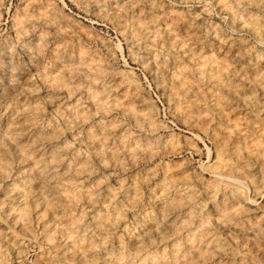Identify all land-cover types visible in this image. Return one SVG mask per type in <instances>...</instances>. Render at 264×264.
<instances>
[{
	"label": "rangeland",
	"instance_id": "rangeland-1",
	"mask_svg": "<svg viewBox=\"0 0 264 264\" xmlns=\"http://www.w3.org/2000/svg\"><path fill=\"white\" fill-rule=\"evenodd\" d=\"M263 206L264 0H0V264H264Z\"/></svg>",
	"mask_w": 264,
	"mask_h": 264
},
{
	"label": "bare ground",
	"instance_id": "bare-ground-1",
	"mask_svg": "<svg viewBox=\"0 0 264 264\" xmlns=\"http://www.w3.org/2000/svg\"><path fill=\"white\" fill-rule=\"evenodd\" d=\"M216 176H217V175H216ZM218 176H219V179H220V176H221V175H218ZM222 177H224V176H222ZM217 178H218V177H217ZM221 179H223V178H221ZM224 179H225V177H224ZM226 179H227V178H226ZM228 179H229V178H228ZM228 179H227V181H228ZM230 180H231V179H230ZM233 180H234V179H233ZM233 180H232V181H233ZM221 181H222V183L224 182V180H221ZM227 181H225V182H226V184L229 185L230 187L227 188V187H228V186H227V187H225V188H227V190L229 189V192H230L232 195H235L234 200L237 202V200H236V193H237V194L239 193V192H238L239 189L237 190V188H238L239 186L237 185V186H236L237 188H235V187H234V183L232 184L233 186H231V184H228ZM235 181L239 182L238 180H235ZM235 181H234V182H235ZM217 182H218V181H217ZM219 182H220V181H219ZM222 183H220V184H222ZM239 183H240V185H242L241 182H239ZM218 184H219V183H218ZM218 184H217V185H218ZM224 184H225V183L222 184V186H223L222 188H224ZM226 184H225V186H226ZM237 184H238V183H237ZM215 185H216V184H215ZM215 185H214V186H215ZM235 185H236V184H235ZM218 186H219V185H218ZM220 187H221V185H220ZM216 188H217V187H216ZM218 188H219V187H218ZM216 190H217V189H216ZM224 191H226V190H223V189H222V192H224ZM242 191H243V189L241 190V194H239V195H242V194L244 193V192L242 193ZM217 192H218V191H217ZM224 193H226V192H224ZM224 193H223V194H224ZM231 194H230V195H231ZM225 195H226V194H225ZM239 195H237V198H239ZM243 195H244V194H243ZM225 197H226V196H225ZM227 197H228V195H227ZM243 197L245 198V196H243ZM231 198H232V197H231ZM240 199H241V197H240ZM242 199H243V198H242ZM246 199H248V198H246ZM246 199H245V201H246ZM228 200H229V199H228ZM234 200H233V201H234ZM238 201H239V200H238ZM240 202H241V201H240ZM242 202H243V201H242ZM246 203H247V202H246ZM249 203H250V201H249ZM241 204H242V203H241ZM253 204H254V203H253ZM246 205H247V204H246ZM246 205H245V206H246ZM246 207H248V206H246ZM263 207H264V206H263ZM251 209H252V208H251ZM248 210H249V207H248ZM252 210H253V209H252ZM254 210H255L254 213H257V214H260V212H261V214H263V215H262V218H264V208L261 207V211H260V212H259V210H257L256 208H254ZM250 212L252 213L251 210H250ZM254 213H253V214H254ZM251 215H252V214H251ZM252 216L254 217V215H252ZM259 216H260V215H259ZM259 216H258V218H256V219H259ZM255 217H256V216H255ZM260 217H261V216H260ZM258 221H259V220H258ZM257 229H258V228H257ZM259 231H260V230H259ZM200 232H201V231H200ZM255 232H256V231H255ZM257 232H258V230H257ZM263 232H264V231H263ZM198 233H199V232H198ZM259 233L261 234V232H259ZM199 234H200V233H199ZM199 234H198V235H199ZM260 234H259V235H260ZM203 235H204V234H203ZM203 235H202V233H201L200 236H195V235H194V236H195V237H194V240H195L196 243H198L199 245L201 244V243H200V242H201L200 239H201V236H203ZM263 235H264V234H263ZM263 235H261V236L263 237ZM204 238H205V237H204ZM202 240H203V239H202ZM187 242H188V241H187ZM196 245H197V244H196ZM190 246H191V244H190ZM201 246H202V245H201ZM214 246H215V247H214V249H215V248L217 247V245H214ZM195 247H196V246H194V247L192 246V247H190V248H192V249L194 248V250H195ZM218 247H219V246H218ZM198 248H199V247H198ZM199 249H200V248H199ZM201 249H202V247H201ZM211 249H212V248H211ZM217 249H218V248H217ZM195 251H196V250H195ZM218 251H219V252H218ZM218 251H216V252H218V253L221 252L220 248H219ZM192 252H193V251H191V253H192ZM196 252H197V251H196ZM223 253H225V252H223ZM193 254H195V253H193ZM193 254H192V255H193ZM199 254H200V253H199ZM220 254H222V253H220ZM200 255L202 256V254H200ZM210 255H212V252L210 253ZM213 255H214V254H213ZM213 255H212V256H213ZM223 255L225 256V254H223ZM223 255H222V257H223ZM262 255H263V254H262ZM205 256H206V254H205ZM207 256H209V255H207ZM212 256H210V257L213 258L214 256H213V257H212ZM263 256H264V255H263ZM152 257H153V256H151V260H153ZM156 258H157L156 263L153 261L152 264H157L158 261H159L158 264H161V263H163V262L165 261L164 259H160L159 257H156ZM158 258H159V260H158ZM162 258H163V257H162ZM193 258H194V257H193ZM196 258H197V257H196ZM201 258H202V257H201ZM204 258L207 259L206 257H204ZM204 258H203V259H204ZM211 258H209V260H210ZM154 259H155V257H154ZM198 259H199V258H198ZM203 259H202V261H203ZM192 260H193V259H192ZM207 260H208V259H207ZM193 261L195 262V258H194ZM199 261H200V260H199ZM204 261L207 262L206 260H204ZM204 261H203V262H204ZM212 261H213V259H212ZM200 262H201V261H200ZM205 262H204V263L201 262V263H202V264H205ZM214 262H215V261H214ZM147 263L149 264V262H147ZM147 263H146V264H147ZM120 264H127V263H125L123 260H121V261H120ZM144 264H145V263H144ZM215 264H216V263H215ZM217 264H220V263H217Z\"/></svg>",
	"mask_w": 264,
	"mask_h": 264
}]
</instances>
